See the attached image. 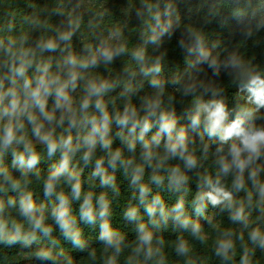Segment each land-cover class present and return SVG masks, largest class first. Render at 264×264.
Masks as SVG:
<instances>
[{
  "label": "trees",
  "instance_id": "obj_1",
  "mask_svg": "<svg viewBox=\"0 0 264 264\" xmlns=\"http://www.w3.org/2000/svg\"><path fill=\"white\" fill-rule=\"evenodd\" d=\"M94 1L97 0H0V62L6 59L5 48L12 52L24 50L30 53L28 59L33 61L32 67L27 69L29 77L38 75V64H50L51 72L56 74L68 52L91 58L90 48L91 54L97 55L98 65L77 71L85 79H103L117 85L104 97L109 111L122 112L127 104L143 115V102L159 96L163 110L178 121L177 128L187 130L188 149L197 156L198 165L190 171L184 169L183 162L178 159H169L163 165L164 168L179 165L188 176L186 190L180 192L169 189L167 171L158 173L165 179L161 186H157L150 181L152 169L145 168L142 183L150 188L147 203L151 204L152 197L158 195L165 207L166 222L165 217L157 212L152 218L156 222L154 225L149 222L145 205L139 204L138 186L131 185L130 175H124L122 169L115 173L108 169L109 174L115 176L116 188H102L99 178L92 176L94 164L84 165L81 154L77 153L72 167L81 176V200H71L70 185L63 179L57 192L62 191L70 198L75 227L81 232L84 245L81 249L64 238L51 217V210L57 203L55 195H44L43 185L51 165L59 161V153L49 160L43 145L37 144L41 162L29 173L23 191L30 192L37 206L42 207L46 222L52 225L53 230L49 236L36 232L33 240V231L19 212L20 194L10 189L0 191V200L6 205L0 220L8 225L0 233V264H85L92 259L89 264H108L110 257L114 258L115 264H184L185 256L190 259L188 264H242L245 257L248 264H264V248L251 243L248 238L254 228L264 233V211L261 210L264 203H258L255 194L249 201L246 191L234 192L231 210L223 205L212 207L209 204L203 215L195 213L193 200L198 191L203 190V177L217 179V160L226 154L231 141L223 145L225 153L218 154V139L209 138L203 126L198 131L189 127L197 100L202 103L222 101L229 112V121L240 113L246 124L264 127V108L257 109L243 88L252 76L264 79V0H109L105 11L97 7L88 9L86 4ZM65 32H72L71 39L60 41V34ZM49 39L55 40L59 47L55 52H42L38 44ZM119 46H124L126 51L111 63L105 64L99 58L97 49ZM135 53L143 56L142 62L135 59ZM7 74V69L0 67V76ZM153 80L158 81V87H153ZM77 83L76 91L71 93L76 102L74 106L83 95L84 80ZM52 104L49 98L48 108ZM156 130L153 127L146 139H150ZM116 131L118 129L113 124V149L120 147L126 159L134 158L136 163H141L140 144L137 143L135 153L129 152L115 137ZM28 136L32 139L30 128ZM154 151L163 158V140L160 148ZM101 155V149L97 147L93 161ZM11 160V154H6L0 160V167H6L14 178L19 179L21 173L12 166ZM258 163L264 165V158ZM37 170L39 177L35 175ZM2 179L0 177V181ZM219 179L231 190L232 173L227 176L219 174ZM245 179L247 181V172ZM260 179L264 180V171L260 173ZM251 188V181H247V189ZM88 193L92 194L93 203L101 193H106L109 204L107 219L121 240L119 254L99 239V218L95 224L85 223L79 218V206ZM181 197L191 221L187 229L172 219L171 209ZM9 198L16 204L8 205ZM131 207L139 210L137 221H129L125 217ZM239 207L244 208L247 227L243 223H234L230 218ZM141 222L153 234L150 258L144 251H135L139 244L137 227ZM192 223L200 225L202 236L210 231L212 234L208 238L197 239L191 232ZM17 225L22 226L19 232H16ZM13 237L17 238L16 243L6 242ZM25 239L30 243L26 244ZM222 240H231L234 245L228 259L216 255L218 243ZM181 242H186L188 249L191 247L190 257L178 254L177 247ZM40 251L49 252L51 258H39L37 253ZM22 254L33 255V258L24 260Z\"/></svg>",
  "mask_w": 264,
  "mask_h": 264
},
{
  "label": "clouds",
  "instance_id": "obj_2",
  "mask_svg": "<svg viewBox=\"0 0 264 264\" xmlns=\"http://www.w3.org/2000/svg\"><path fill=\"white\" fill-rule=\"evenodd\" d=\"M71 36L72 32H65L60 34L59 40L69 41ZM38 47L42 52H55L59 45L55 40L49 39L40 42ZM4 51L6 59L0 62V67L6 68L8 74L0 76V160L10 153L11 164L20 171L21 178H14L6 167H0V177L3 178L0 181V191L6 192L10 189L20 194L19 212L33 231L32 239H35L36 232L49 236L53 230L52 225L46 222L47 217L42 207L37 206L30 192L23 191V187L28 182L29 173L33 172L41 162V154L37 151V144L33 143V139L39 145H43L49 160L59 153V161L51 165L43 185L44 195L45 197L55 195L57 203L51 210V217L64 238L71 241L73 246L83 249L81 232L75 227L76 220L73 218L74 213L69 196L62 191L57 192V187L63 179L70 185L71 200H81V176L72 167V160L77 153L81 154L80 159L84 165L94 164L92 176L99 178L102 188L114 190L116 188L115 176L109 174L108 169H111L112 173L122 169L124 175H130L131 185L138 186L139 204L145 205V212L150 218L149 222L155 225L156 222L152 218L157 212L161 217H165L166 222L165 207L161 197L153 196L151 204L147 203L150 188L142 183L145 168L152 169L150 181L157 186H161L165 179L158 173L167 171L169 189L180 192L186 190L188 176L179 165L170 168H164L163 165L169 159H178L183 162L184 169L190 171L197 167L198 158L188 149L187 130L184 127L177 128L178 121L163 110L160 97L143 102V115L127 104L122 112L115 109L110 112L104 97L117 85L103 79H85L77 71L98 65L97 55L91 54L90 48L88 51L91 58L68 52L62 66H58L56 74L51 72L50 64H38L36 65L38 75L32 77L27 74V69L32 67L33 63L28 59L30 54L28 51L12 52L7 48ZM125 51L124 46L114 49L109 47L97 49L99 58L105 64L111 63L116 56ZM134 57L137 61H143V56L139 53H135ZM79 80H84L83 95L79 98L78 105L74 106L76 102L71 93L76 91ZM5 81H7V87H5ZM152 85L158 87V81L153 80ZM243 88L249 93L248 99L256 105L257 109L264 108V79L252 76ZM49 98L53 101L51 109L48 108ZM228 117L226 105L219 100H211L207 103L197 100L194 114L190 117L189 127L193 131H198L203 126V131L209 138L220 141V146L216 149L218 154L225 153L223 145L231 141L226 154L220 155L217 160L219 174L225 176L229 173L233 174L231 190L221 184L219 174L215 180L211 177H203L201 185L203 190L198 191L193 200L194 211L198 216L203 215L209 204L212 207L223 205L224 208L231 210L234 192L246 191L249 201L255 194L258 203H264V180L260 179L264 165L258 163L264 158V127L246 124L240 113H237L231 121ZM113 124L118 129L115 137L120 139L129 152L135 153L137 143L140 144L141 163H136L134 158L126 159L122 148L113 149ZM153 127L157 129L155 134L150 139H146ZM29 128L32 139L28 136ZM57 129L60 131L57 132ZM201 139H203L202 134ZM162 140L164 154L161 159L160 153L154 149L160 148ZM97 147L101 149L102 155L93 161ZM246 172L247 181H251V190L247 189ZM35 175L39 177L38 170ZM7 204L15 205L16 201L9 198ZM5 207V202L0 200V214H3ZM261 210L264 211V208ZM171 213L174 214L173 221L182 228L189 227L191 221L186 214L183 197L175 203ZM108 216L109 204L106 193L96 197L95 203L91 193L84 195L79 206V218L88 224H95L99 218V239L113 247L115 253L119 254L121 240L112 230ZM125 217L129 221H137L138 208L131 207L125 213ZM230 218L234 223H243L245 227L248 226L243 207L237 208ZM7 227V223L0 220V233H3ZM15 227L16 232H19L22 226ZM137 232L139 244L135 251L137 253L144 251L145 256L150 258L153 234L142 222L138 224ZM191 232L197 239H203L198 223L191 224ZM248 238L251 243L264 248V233L259 229H252ZM6 242L16 243L17 238L13 237ZM24 242L30 243L27 239ZM233 247L231 240H222L218 243L216 255L228 259ZM188 251L186 242H181L177 247L180 255H186ZM37 256L41 259L51 258V254L47 251H40ZM108 264H115L114 258L110 257ZM242 264H248L246 257L242 260Z\"/></svg>",
  "mask_w": 264,
  "mask_h": 264
},
{
  "label": "rangeland",
  "instance_id": "obj_3",
  "mask_svg": "<svg viewBox=\"0 0 264 264\" xmlns=\"http://www.w3.org/2000/svg\"><path fill=\"white\" fill-rule=\"evenodd\" d=\"M110 1H111V0H110ZM110 1H109V0H97V1H94V2H92V3H87L86 6H87L88 9H89L90 7H94V8L97 7L98 9L105 11V10H107ZM51 108H52V107H49V109H51ZM57 116H59V113H57ZM33 143H34V144H38L34 139H33ZM210 232H212V231H210ZM210 232H209L208 234H206V235H203V236L206 237V238H208V236H210V235L212 234V233H210ZM190 251H191V247H189V251H188V253H187V255H188L189 257H190ZM21 258L24 259V260H26V259L32 260L33 255H32V256H28V255H26V254H22V255H21ZM189 261H190V259L187 258V256H185V257H184V264H188ZM90 262H93V259L90 260V261H88V262H86L85 264H89ZM29 263H31V262H29ZM29 263H26V264H29ZM31 264H32V263H31Z\"/></svg>",
  "mask_w": 264,
  "mask_h": 264
}]
</instances>
